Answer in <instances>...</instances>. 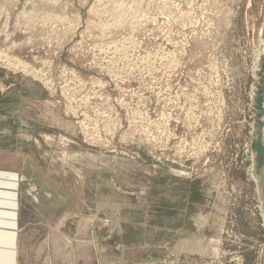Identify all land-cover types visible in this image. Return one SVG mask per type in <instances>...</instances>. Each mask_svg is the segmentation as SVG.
<instances>
[{
	"label": "rangeland",
	"instance_id": "1",
	"mask_svg": "<svg viewBox=\"0 0 264 264\" xmlns=\"http://www.w3.org/2000/svg\"><path fill=\"white\" fill-rule=\"evenodd\" d=\"M263 61L264 0H0V263L264 264Z\"/></svg>",
	"mask_w": 264,
	"mask_h": 264
},
{
	"label": "water",
	"instance_id": "2",
	"mask_svg": "<svg viewBox=\"0 0 264 264\" xmlns=\"http://www.w3.org/2000/svg\"><path fill=\"white\" fill-rule=\"evenodd\" d=\"M255 123L251 141V148L254 154V172L259 179L260 194L264 204V61L259 71V79L256 86L254 98Z\"/></svg>",
	"mask_w": 264,
	"mask_h": 264
},
{
	"label": "bare ground",
	"instance_id": "3",
	"mask_svg": "<svg viewBox=\"0 0 264 264\" xmlns=\"http://www.w3.org/2000/svg\"><path fill=\"white\" fill-rule=\"evenodd\" d=\"M263 122H264V117H263ZM263 139H264V128H263ZM252 158H253V165H252V169H254V154L252 153ZM253 177H254V180H255V182H256V184L259 186V179H258V177L255 175V174H253Z\"/></svg>",
	"mask_w": 264,
	"mask_h": 264
},
{
	"label": "crops",
	"instance_id": "4",
	"mask_svg": "<svg viewBox=\"0 0 264 264\" xmlns=\"http://www.w3.org/2000/svg\"><path fill=\"white\" fill-rule=\"evenodd\" d=\"M0 254H1V252H0ZM5 254H7V252H6ZM0 262H1V261H0ZM0 264H2V263H0Z\"/></svg>",
	"mask_w": 264,
	"mask_h": 264
}]
</instances>
